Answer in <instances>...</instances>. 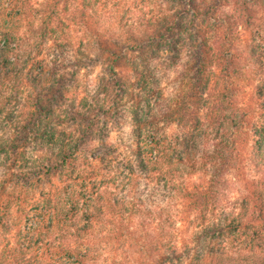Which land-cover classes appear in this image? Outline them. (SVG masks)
Segmentation results:
<instances>
[{
    "label": "trees",
    "instance_id": "trees-1",
    "mask_svg": "<svg viewBox=\"0 0 264 264\" xmlns=\"http://www.w3.org/2000/svg\"><path fill=\"white\" fill-rule=\"evenodd\" d=\"M160 1L0 0V264H264V0Z\"/></svg>",
    "mask_w": 264,
    "mask_h": 264
},
{
    "label": "rangeland",
    "instance_id": "rangeland-1",
    "mask_svg": "<svg viewBox=\"0 0 264 264\" xmlns=\"http://www.w3.org/2000/svg\"><path fill=\"white\" fill-rule=\"evenodd\" d=\"M162 3L160 0H98L97 2L98 6L100 7L99 19L102 24L111 23V21L115 20L116 16L123 24H131L136 20L140 12H149L152 9H158ZM167 55L168 53H166V56ZM171 76L172 77H170V81H175L178 79L176 74ZM242 194L243 183L234 176L230 175L227 181L224 183L222 189V197L224 200L223 204H227V206L233 205ZM5 242L6 239L3 237L0 238V245L4 244Z\"/></svg>",
    "mask_w": 264,
    "mask_h": 264
}]
</instances>
